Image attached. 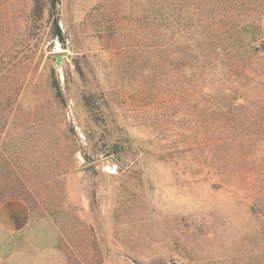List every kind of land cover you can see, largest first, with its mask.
Returning a JSON list of instances; mask_svg holds the SVG:
<instances>
[{
    "label": "rangeland",
    "instance_id": "374dc122",
    "mask_svg": "<svg viewBox=\"0 0 264 264\" xmlns=\"http://www.w3.org/2000/svg\"><path fill=\"white\" fill-rule=\"evenodd\" d=\"M254 37L264 0H0V264H264V67L223 88Z\"/></svg>",
    "mask_w": 264,
    "mask_h": 264
},
{
    "label": "trees",
    "instance_id": "16d2710c",
    "mask_svg": "<svg viewBox=\"0 0 264 264\" xmlns=\"http://www.w3.org/2000/svg\"><path fill=\"white\" fill-rule=\"evenodd\" d=\"M56 4V0H51V5L55 6ZM170 18L168 14H160V22H159V29L161 34L164 35H168L169 29H170ZM182 31V29H181ZM263 44L258 42V39L255 37L248 43V46L246 45L245 47H242L240 50L241 51V56H245L247 53V51L251 52L253 57L255 59H259V57L264 54V49H262ZM169 49V36L168 39H162L161 41H159L158 43V63L160 66V69L162 70L163 67H165V63L169 62V56L167 55V51ZM237 51V50H236ZM233 55L237 54V52L232 53ZM264 56V55H262ZM261 56V57H262ZM263 58V57H262ZM256 62V67L254 65H250V63H246L245 61H243V59H239L238 61H234L231 63H227V67L230 69V71H232L233 73V80L228 82V83H224L223 88L225 90H227L230 94L232 93L231 90H233L237 85L240 86L241 88H246V84L249 81H252L253 79L248 78L246 75L244 74L246 73H252V71H259L262 66L264 67V65H262V63L260 62ZM170 63V62H169ZM232 65H234V67H231ZM241 77V78H240ZM245 78L246 83L242 82L241 80L243 78ZM230 84V85H229ZM262 85V83H261ZM263 86V85H262ZM230 94H228V102H235L234 100L236 99L235 97L231 96ZM230 95V97H229ZM227 97H222L223 101L227 100ZM241 98L243 99L244 103H246L247 105L251 106L250 108L246 109L245 107V111L247 113H245V119L242 122H250L253 123V125H264V108H257L258 104L260 103H264V95H255V96H251L248 93H243L241 95ZM241 107V106H240ZM238 107V108H240ZM235 108V107H233ZM226 112V111H224ZM228 112V111H227ZM231 112V110H230Z\"/></svg>",
    "mask_w": 264,
    "mask_h": 264
},
{
    "label": "crops",
    "instance_id": "0c3cea01",
    "mask_svg": "<svg viewBox=\"0 0 264 264\" xmlns=\"http://www.w3.org/2000/svg\"><path fill=\"white\" fill-rule=\"evenodd\" d=\"M31 211L20 198H8L0 203V262L17 253L19 240L31 232Z\"/></svg>",
    "mask_w": 264,
    "mask_h": 264
},
{
    "label": "water",
    "instance_id": "95a60500",
    "mask_svg": "<svg viewBox=\"0 0 264 264\" xmlns=\"http://www.w3.org/2000/svg\"><path fill=\"white\" fill-rule=\"evenodd\" d=\"M59 62H60V57L58 56L57 57V64H59Z\"/></svg>",
    "mask_w": 264,
    "mask_h": 264
}]
</instances>
